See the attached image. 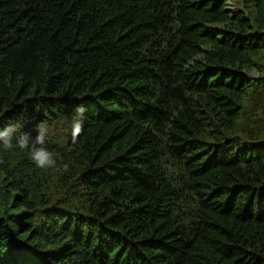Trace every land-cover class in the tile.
I'll return each mask as SVG.
<instances>
[{"label": "trees", "instance_id": "16d2710c", "mask_svg": "<svg viewBox=\"0 0 264 264\" xmlns=\"http://www.w3.org/2000/svg\"><path fill=\"white\" fill-rule=\"evenodd\" d=\"M0 0V264H264V0ZM84 104L73 139L70 117Z\"/></svg>", "mask_w": 264, "mask_h": 264}, {"label": "clouds", "instance_id": "9594fccd", "mask_svg": "<svg viewBox=\"0 0 264 264\" xmlns=\"http://www.w3.org/2000/svg\"><path fill=\"white\" fill-rule=\"evenodd\" d=\"M87 108L79 104L73 109L70 117V133L73 139L78 137L84 128L85 113ZM23 124L20 121L8 122L0 126V147L11 149L17 144L21 149H28L33 163L39 168H53L57 164L55 154L48 144V130L43 125H38L36 135L22 131Z\"/></svg>", "mask_w": 264, "mask_h": 264}, {"label": "rangeland", "instance_id": "374dc122", "mask_svg": "<svg viewBox=\"0 0 264 264\" xmlns=\"http://www.w3.org/2000/svg\"><path fill=\"white\" fill-rule=\"evenodd\" d=\"M229 3L231 6H234L236 2H235V0H230Z\"/></svg>", "mask_w": 264, "mask_h": 264}]
</instances>
